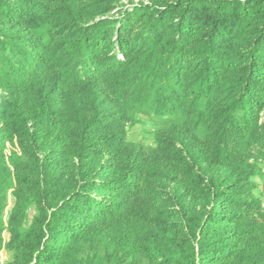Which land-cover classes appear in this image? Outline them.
Masks as SVG:
<instances>
[{"label":"trees","instance_id":"16d2710c","mask_svg":"<svg viewBox=\"0 0 264 264\" xmlns=\"http://www.w3.org/2000/svg\"><path fill=\"white\" fill-rule=\"evenodd\" d=\"M260 160L264 0H0V264H264Z\"/></svg>","mask_w":264,"mask_h":264},{"label":"rangeland","instance_id":"374dc122","mask_svg":"<svg viewBox=\"0 0 264 264\" xmlns=\"http://www.w3.org/2000/svg\"><path fill=\"white\" fill-rule=\"evenodd\" d=\"M164 123L159 118L154 115H145L142 113H138L135 115L134 121L129 122L126 125V139L130 142L141 144L145 147H153L154 146V132L162 126ZM261 169L264 170V160L258 161ZM259 185V194L260 201L264 202V172L262 177L258 179ZM13 196L11 194H7V203L8 206L5 209L4 217L7 218L11 207L13 205ZM34 209H30L29 211V219L25 222V227L29 225L30 218L34 215ZM11 257V251L3 250L0 253V262H4L9 260Z\"/></svg>","mask_w":264,"mask_h":264},{"label":"crops","instance_id":"0c3cea01","mask_svg":"<svg viewBox=\"0 0 264 264\" xmlns=\"http://www.w3.org/2000/svg\"><path fill=\"white\" fill-rule=\"evenodd\" d=\"M262 171L264 172V170L262 169ZM262 204L264 205V202L262 201Z\"/></svg>","mask_w":264,"mask_h":264}]
</instances>
